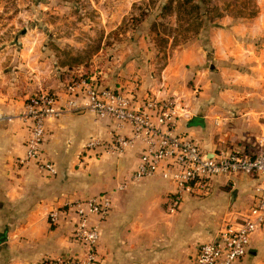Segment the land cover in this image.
Masks as SVG:
<instances>
[{
	"label": "crops",
	"instance_id": "crops-1",
	"mask_svg": "<svg viewBox=\"0 0 264 264\" xmlns=\"http://www.w3.org/2000/svg\"><path fill=\"white\" fill-rule=\"evenodd\" d=\"M258 23L257 20V28L252 25L251 28L217 26L209 32L214 59L250 65L251 72L224 67L221 75L227 88L212 99L213 104L200 118H197V106L205 97L189 96L184 102H179L182 95L178 98L181 108L187 110V105L194 110L190 111V116L179 119L178 130L194 135L207 149L247 150L251 154L257 151L258 139L264 133V31ZM236 33L241 38L236 37ZM180 54L182 59L191 58L199 65L206 60L198 43ZM82 70L79 65L73 71L69 69L71 74L61 78L54 76L50 82H37L39 77L35 76L34 88L39 84L38 92L64 93L69 81L85 77ZM75 72L78 75L75 76ZM198 73V79L203 80L204 73ZM166 76L171 81L179 78L170 73ZM100 83L109 86V82ZM161 86L143 83L138 93L143 95L151 90L158 96H169L170 90L161 89ZM21 96L18 92L0 89V115L12 116L11 120H0V264H40L50 258L83 255L85 248L74 238L72 222L53 227L48 213L69 201L97 194H106L113 200L112 195L122 190L119 186L130 180L138 163L139 148L120 156L111 155L112 158L96 154L101 149L86 148L92 138L109 139L111 132L127 129H117L112 119H101L93 111L74 110L65 112L49 125L41 146L42 156L56 164L55 175H46L35 162L25 167L17 166L16 159L26 152L28 136L22 117L25 101ZM217 106L221 107L220 111L216 110ZM158 177L162 191L170 193L172 183ZM261 180L247 173L219 176L197 196L187 194L175 213L173 238L166 243L173 244L175 250L165 258L169 262L164 264H194L199 245L212 240L227 221H241L248 213ZM128 201L130 205L126 208L118 200L112 201L110 214L102 223L99 261L95 264L165 262L164 255L156 254L155 240L149 232L155 224L151 209L143 211V206L133 209L130 197ZM204 209L210 211L207 221H201L199 215ZM193 214H197L194 223L190 221ZM139 249L146 251L145 257L137 253ZM263 261L264 226L253 234L249 253L234 264H263Z\"/></svg>",
	"mask_w": 264,
	"mask_h": 264
},
{
	"label": "rangeland",
	"instance_id": "rangeland-1",
	"mask_svg": "<svg viewBox=\"0 0 264 264\" xmlns=\"http://www.w3.org/2000/svg\"><path fill=\"white\" fill-rule=\"evenodd\" d=\"M169 1L0 0V89L18 92L22 95L20 99L26 101L39 91V84L34 88L35 76L39 77L37 82H50L54 76L71 74L69 69L73 71L80 65L85 77L109 82L111 87L123 85L127 89L131 85L139 90L143 83L161 86L165 82L160 88L170 90L169 96L182 95L184 98L179 102L189 96L205 97L197 106V115L206 114L212 99L227 88L221 75L224 67L252 71L250 65L214 59L210 29L239 25L257 28L258 20L264 31V0H172V4ZM165 4L168 8L163 12ZM197 5L198 8L192 9ZM190 9L194 18H190L192 13H187ZM243 40L248 42L246 38ZM197 43L206 55L202 65L180 57V52ZM199 71L204 73L203 80L198 79ZM168 73L179 78L171 81L166 76ZM117 78L121 82L116 83ZM185 107L194 112L191 106ZM192 122L195 124L196 120ZM160 181L158 176L128 181L127 187L112 197L124 207L130 205V197L131 208L151 209L155 221L154 228L149 230L155 240L153 247L165 259L175 250L173 244L166 243L173 238L177 214L168 212L169 191H162ZM209 213L204 209L199 214L201 221H207ZM195 215L190 217L193 223ZM136 251L145 257V250ZM166 260L169 259L159 262L168 263Z\"/></svg>",
	"mask_w": 264,
	"mask_h": 264
},
{
	"label": "built area",
	"instance_id": "built-area-1",
	"mask_svg": "<svg viewBox=\"0 0 264 264\" xmlns=\"http://www.w3.org/2000/svg\"><path fill=\"white\" fill-rule=\"evenodd\" d=\"M124 88L82 76L69 81L64 93L40 90L28 97L22 112L28 133L26 152L16 159V165L25 167L35 162L46 175H55L56 164L41 154L48 127L65 112L85 109L101 119H112L117 129H127L111 132L109 139L92 138L86 148L101 149L96 154L120 156L138 147V163L129 181L160 176L172 183L166 201L170 214L180 210L187 194L207 190L219 176H259L262 180L248 213L241 221H227L212 240L199 245L194 264H234L243 259L249 253L253 234L264 226V133L254 154L227 148L210 150L194 135L178 130L179 119L191 112L179 106L177 97H161L149 91L139 95L137 88ZM5 119L12 116L0 115L1 121ZM112 207L108 195L97 194L52 209L48 213L51 226L72 222L74 238L83 244L85 253L50 258L40 264L97 263L102 223Z\"/></svg>",
	"mask_w": 264,
	"mask_h": 264
},
{
	"label": "trees",
	"instance_id": "trees-1",
	"mask_svg": "<svg viewBox=\"0 0 264 264\" xmlns=\"http://www.w3.org/2000/svg\"><path fill=\"white\" fill-rule=\"evenodd\" d=\"M171 2H172V0H171ZM170 1H169V3L170 4H172ZM168 8V4H165L163 7H162V11L164 12L166 9ZM195 8H198V5H197V7L196 6H193L192 7V9H195ZM192 9H190L187 13H192V16L190 17V18H192L193 17V15H194V13H193V11H192ZM200 15V14H199ZM199 16H198V14H197V18H198ZM194 18V17H193ZM203 114H201L200 112H199V115H197V118H200L201 116H202Z\"/></svg>",
	"mask_w": 264,
	"mask_h": 264
}]
</instances>
